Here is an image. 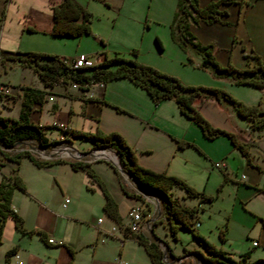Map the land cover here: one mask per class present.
Here are the masks:
<instances>
[{"label":"crops","instance_id":"obj_1","mask_svg":"<svg viewBox=\"0 0 264 264\" xmlns=\"http://www.w3.org/2000/svg\"><path fill=\"white\" fill-rule=\"evenodd\" d=\"M57 1L59 0H5L4 6L1 5L3 16L0 27V50H14L20 47L21 36L24 31L48 33L52 22V5ZM198 1L199 4H203L207 0ZM227 4L229 2L223 4L226 9L228 8ZM258 14L262 15V12L255 13L254 18H257ZM228 15L232 16L227 12L220 14L221 20L212 22L199 20L189 26L200 42L211 44L215 58L224 59L226 62L229 61L227 49L229 45L233 46V36L237 35L238 38L242 36V29L239 27L238 29L231 24V19L235 24L238 23L239 17L229 18ZM33 47L21 45L22 49ZM35 48L46 49L41 45H37ZM59 55L64 56L63 54ZM103 55L98 56V59L102 58ZM12 62L17 63L15 60H12ZM237 65L241 66V64ZM21 69L28 74V79H21L19 82L43 89L45 101L49 99L50 103L52 102L51 124L61 128L80 127L92 130L95 126H99L103 130L116 129L123 134L132 146L137 161L146 167L155 170L163 167L168 150L161 151L158 156L151 158L150 151L147 148H153L152 143L155 144L159 139L158 137L162 139L163 135L167 136L168 134L192 137L201 147L203 153L220 155L222 159L217 160L219 164L216 166L225 171L224 176L226 177H232L230 176L232 170L236 174V169H232V165L237 166L235 168L239 170V175L234 178V181H229L232 184L234 193L231 204L227 209L228 219L223 233L228 232V226L235 223L245 234H248L249 223L251 222L254 225L256 222L259 228L257 233L260 238L261 232L264 230V225L258 218L264 213V147L259 139L262 132L251 129L248 124L243 127L240 126L238 122L242 123L243 118L236 116L235 112L228 106L213 98L215 102H212L211 108H208V106L202 108L197 103H202L204 100L212 98V96L195 95L193 97L194 104L211 123L233 131L239 139L250 143L251 162L247 161L226 135L219 134L212 137L210 141L205 140L199 132L184 135L182 128L188 116L179 110L176 102L171 97L159 99L156 102L158 109L156 107L154 112H150L151 100L149 95L143 88L127 77L109 79L102 86L90 84L87 87H81L72 85L70 82L61 81L48 86L43 85L42 80L40 83L29 81L35 80L34 73H36L30 67L21 66ZM49 95L52 96L49 98ZM101 97L105 101L100 100ZM114 104L122 105L130 110L136 119L131 117L133 121L127 124L114 121ZM42 108L43 103L40 105L33 104L27 112L28 118L41 123L39 115ZM19 109L20 103L17 114ZM33 112L36 113L34 117L32 116ZM4 114L9 115L8 113ZM17 114L12 116H17ZM79 117H82L81 123ZM59 122H62L65 126H60ZM141 124L143 127L155 129V131H158L159 136L157 134H142L143 132L138 131V128L142 127ZM253 151H257L258 156L254 157ZM40 157L51 158L42 155ZM62 158V160L37 165L52 167V172L49 175L35 172L28 177L21 176L25 189L15 186L11 195V205L22 217L25 228L41 229L46 236H54L59 239V242H48L34 231L21 233L15 227L12 217L7 215L1 232L0 264H126V259L120 257L124 254L122 249L117 251L116 256V253L112 252V247L115 246V241L119 240L120 245H122L127 239H131L136 241L144 250L142 244L135 238L124 234L120 226L127 219V208L139 196L126 194L121 189L118 181L120 193L122 194L117 197L105 184L117 202L120 220L116 221L108 216L102 208L104 195L97 182L82 168L71 167L69 160L72 158ZM60 165L68 170L65 175L55 170ZM170 172L177 173L176 170H170ZM51 176L54 178V182L50 181ZM49 190L53 194L49 195ZM257 193L262 194L261 210L254 208L253 203L249 205L251 194ZM64 195L68 196V201L65 205H62ZM145 199L146 204L152 202L148 197ZM120 204L123 205V208ZM96 212H100V214L96 215ZM143 219L146 220L147 218ZM146 235L153 238L150 233ZM259 238L255 239L257 243ZM162 242L160 240V246ZM262 242H264V239ZM221 244L220 247L232 256L230 249ZM13 245L15 246L14 251L6 257L5 250ZM244 250L248 249H239L237 252ZM197 258L195 257L196 260ZM248 259L250 260L249 257Z\"/></svg>","mask_w":264,"mask_h":264},{"label":"rangeland","instance_id":"obj_2","mask_svg":"<svg viewBox=\"0 0 264 264\" xmlns=\"http://www.w3.org/2000/svg\"><path fill=\"white\" fill-rule=\"evenodd\" d=\"M78 1L84 5L91 14L88 31H84L79 35H58L53 34L50 31L48 33L41 31H24L21 36L20 47H17V49L41 50L63 54L67 57L79 53H88L93 58L101 56L102 54L105 56L117 54L123 57L134 58L140 62L156 67L161 71L175 75L184 84H202L224 88L232 96L241 100L243 103L247 105H255L258 109L264 111V84L256 85L251 82H237L228 74L212 72L209 68L198 64L199 55L197 53L191 49L183 47L175 39L172 34V19L176 8V0ZM4 2L5 0H0V27ZM227 7V12L230 15L232 14V16L228 15L229 18H232L233 16L239 17V22L236 24L231 19L232 26L242 29V36L239 38L237 35L233 36V46H228L227 51L229 61L238 67L252 65L255 60L253 54L256 53L264 65V0H248L245 3H242L240 7L238 6L237 1H232L227 4ZM258 12H262V15L258 14V17L254 18L255 13ZM21 45L34 47L22 49ZM37 45L46 47V49L35 48ZM3 52L5 51L0 50L1 83H8L12 86L22 85L19 81L21 79L27 80L28 74L22 71L19 64L12 62L11 58L4 56ZM216 60L220 64L226 63V60L224 59L219 60L216 58ZM116 62V60H112L108 63V66L113 67ZM237 64H241V66ZM34 74L35 80L29 81H37L40 83V77L37 73ZM113 78L118 77H110L107 80ZM43 85L45 84L43 83ZM140 87L147 92L144 87ZM185 90L188 91V89ZM20 91V89L13 88L6 94L1 93L0 113H8L9 115L17 114L20 100L19 95H17L16 92ZM147 94L151 100L149 111L154 112L156 107L158 109V105H156L157 101L153 100L148 92ZM213 98L214 97L206 99L202 103H197V105H200L202 108L207 106L208 108H211L212 102H215ZM45 100L44 97L42 100L43 108L41 109L39 120L41 121V124H51L52 102L50 103L49 99L47 101ZM226 106L235 112L236 116L243 118L242 123L238 122L240 123V126L243 127L248 124L251 129L257 131L260 130L262 132L259 139L264 147V127H251L250 119L248 117L239 114L232 106ZM114 110L115 113L113 114L115 117L113 120L118 123L127 124L133 121L131 117L135 118L132 112L122 105L114 104ZM198 110L204 117H206L199 108ZM35 115L36 113L33 112L32 116L34 117ZM227 117L230 119L228 115ZM187 118L188 119L184 122L182 128L184 135L199 132L205 140L210 141L212 139V137H207L203 134L201 128L196 122L190 117ZM79 120L81 123L82 117H79ZM207 120L210 122L208 118ZM95 127L101 129L99 126ZM78 129L82 128L78 127ZM138 131L141 133L143 132L142 134H157L159 136L158 131H155V129H149L148 127L142 126L141 128H138ZM45 133L49 138L64 137L58 142L39 144L45 145L47 148L72 145L78 150H85L91 145V140L89 138L69 135L62 131L61 127L58 126H45ZM186 137L188 136H175L172 134H168L167 136L163 135L162 139L158 137L159 139L155 144L151 142L152 145H154L153 148H147L150 151L151 158L158 156L159 152L167 149L168 152L165 156L166 160L163 162V167L159 170L182 177L194 188L202 190L208 196L201 197L200 195H187L184 189L177 185L171 187L172 195L176 196L180 201L186 204L197 205V217L193 222V226L200 234L213 242L216 246H220V244L223 243L221 245L228 247L233 257H237V251L239 249H248L250 252L248 256L250 260L264 256V242H262L264 239V230L261 232L259 238V234L257 233L259 228L256 222L254 225L251 224V222L249 223L250 227L248 234H245L238 225L232 223L228 226V232L224 234V237L226 238L223 240L220 238L218 234L219 228H222L223 232L225 231L226 220L228 219L227 209L231 204V199L234 193L232 184L229 181H234V178L239 175V170L235 168L237 166L232 165V169H236V174H234L232 170L230 175L232 176L231 178L224 176L225 171L213 164L214 160H221V156L216 154L207 155L203 153L201 147L192 137ZM24 140L26 141L23 143L20 142L15 146L2 148L7 154L21 148H26L35 156L40 157V152L28 144L38 142L33 138H25ZM104 148L114 154L116 160H114L115 158H113V160L118 162L117 152L111 147L104 146ZM252 153L254 154V157L259 154L257 151H253ZM59 156L70 158V156L66 154H61ZM109 159L96 157L88 160H91V165H93L94 170L100 175L104 183L115 196L119 197L122 194L120 193L121 191L118 186V181L119 183H122L126 189L140 193L139 198H135L131 205L139 206L143 218H147L146 226L139 231L146 234L150 233L154 240L159 244L160 240L166 242L174 254H181L179 257L184 264H207L201 257H199V263H197L193 255L194 252L188 251V249L191 248H199L204 251L201 243L192 234L191 230L179 226L173 234L170 230L167 218L162 215L161 204L159 205L158 210L154 199L135 188L133 182L124 172L114 169V164L111 161L112 158L110 156ZM51 168L52 167L37 166L27 157V155H22L18 161L8 159L2 155L0 150V177L1 175L12 176L15 171H17L20 177H28L35 172L49 175V173L52 172ZM55 170L63 175L68 172V170L62 165L56 167ZM170 170H176L177 173L170 172ZM50 181L54 182L52 176ZM50 188L52 189L51 186ZM48 193L49 195L53 194L51 190H49ZM146 197L151 199L152 202L150 204L145 203ZM250 197L249 205L253 203L254 208L261 210L262 194H251ZM120 206L123 208L122 204H120ZM97 214H100V212H96V215ZM150 225L152 226V232L149 231ZM258 238L259 242L253 245L252 239ZM115 243V246L112 247V252L114 251L117 256V251L122 249L124 254L120 257L126 259V264H150L145 251L136 243V241L127 239L122 245H120L119 240L115 241ZM161 246L164 247L163 242Z\"/></svg>","mask_w":264,"mask_h":264},{"label":"trees","instance_id":"obj_3","mask_svg":"<svg viewBox=\"0 0 264 264\" xmlns=\"http://www.w3.org/2000/svg\"><path fill=\"white\" fill-rule=\"evenodd\" d=\"M233 0H207L199 4L198 0H176V8L172 19V34L175 39L183 46L191 49L199 55L198 64L209 68L214 73H225L237 82H251L256 85L264 84V65L258 54L254 53L252 65L238 67L227 61L220 64L212 53V46L209 43L200 42L190 30L191 23L199 20L212 22L221 20L220 14L226 13L227 9L223 4ZM240 7L248 0H236ZM90 12L78 0H59L52 5V22L50 32L53 34L79 35L89 30ZM3 55L15 60L21 66H28L35 71L45 85H51L57 81H75L79 86L84 87L83 83H90L95 80L105 82L110 77H127L137 85L144 87L153 100L158 101L164 97H172L179 110L190 117L201 128L207 137L219 134L226 135L231 143L237 147L251 162L249 152V142L239 139L236 134L223 127L211 124L204 117L193 102L195 95L212 96L219 102L232 106L239 114L250 119V126L254 128L264 127V111L255 105H247L241 100L232 96L227 90L218 86H207L202 84H184L175 75L166 73L149 64L140 62L134 58L123 57L117 54L111 56L103 55L102 59L88 66L72 67L62 60V56L57 53L41 50H4ZM116 60V64L111 67L108 63ZM21 91L16 92L20 96V109L17 116L0 113V150L4 157L18 161L22 155L27 157L36 165H44L50 161L62 160L60 156L51 158H41L32 154L28 149L21 148L12 153H6L2 148L12 144L16 139L33 138L39 144L58 142L62 138H49L45 134V126H56L54 124H41L28 118L27 112L33 104L40 105L44 98V90L29 84L20 85ZM185 89H188L186 91ZM100 100L105 101L104 98ZM59 127V126H58ZM69 135L87 137L91 140L92 146H107L117 152L120 165L129 171L142 186L152 189L160 196L162 215H164L170 226L171 232L181 226L190 229L192 234L201 243L203 250L191 248L188 251L194 252L201 257L207 264H264V256L249 260V251L244 250L238 253L237 257L228 254L220 246L206 239L193 226L197 217V205H189L180 201L172 195L171 187L180 186L187 195L208 196L202 190L194 188L182 177L166 173L163 170H154L146 167L136 160L134 151L124 136L116 130L102 131L98 127L93 130H83L75 127L61 128ZM71 167L82 168L92 179H94L104 195L102 208L105 213L116 221L120 220L117 209V202L108 191L104 181L91 165V160L71 159ZM114 169L117 168L113 165ZM25 189L20 175L15 171L11 175H1L0 177V241L4 219L7 215L11 216L15 227L21 233L37 232L38 235L47 241L45 233L38 228H25L22 217L11 205V195L14 187ZM121 189L129 195L139 196L140 193L130 191L120 183ZM264 225V214L258 216ZM152 226L149 229L152 232ZM123 233L135 238L142 244L146 251L150 264H184L182 260L170 261L169 257L181 256L174 254L169 245L164 242L165 247L148 237L142 231L130 230L122 227ZM221 239L224 238L223 229L218 232ZM15 246L5 250V256L14 251ZM163 251L166 257H163Z\"/></svg>","mask_w":264,"mask_h":264},{"label":"water","instance_id":"obj_4","mask_svg":"<svg viewBox=\"0 0 264 264\" xmlns=\"http://www.w3.org/2000/svg\"><path fill=\"white\" fill-rule=\"evenodd\" d=\"M26 140L24 139H16L12 144L10 145H6L4 147H10V146H15L16 144L20 143V142H25ZM28 143V142H27ZM30 146H32L33 148H35L36 150H38L40 152V154L42 156H46V157H54V156H59L61 154H66L68 156H70V158L72 159H92V158H96V157H104L106 159H109V156H107L104 152V146H90L88 149L85 150H78L76 148H74L72 145H63V146H58L55 148H47L45 145H39V143H28ZM110 160V159H109ZM111 161L113 162L114 166L121 172H124L125 175L133 182L135 188H137L139 191H141L144 194H147L150 198H153L158 210H159V205L160 203V198L159 196L150 188L146 187V186H142L141 184H139L137 182V180L135 179V177L127 170H125L118 162H115L113 159H111ZM165 247V245H164ZM196 258L198 257L197 255L193 254ZM163 257H166L165 252L163 251ZM170 261H177L180 259V257L178 256H174V257H169ZM197 263H199V258H197Z\"/></svg>","mask_w":264,"mask_h":264},{"label":"built area","instance_id":"obj_5","mask_svg":"<svg viewBox=\"0 0 264 264\" xmlns=\"http://www.w3.org/2000/svg\"><path fill=\"white\" fill-rule=\"evenodd\" d=\"M96 56H97V54H96ZM101 59L102 58L98 59V57L93 58L88 53H79V54H75V55L69 56V57L62 56V60L65 63H68L72 67L92 65V64L96 63L97 61H99ZM70 83L72 85L78 86V83L75 82V81H71ZM103 83L104 82L102 80H95V81L90 82V83H83V86L87 87V85H90V84H97L99 86H102ZM12 87L21 90L20 85L12 86V85H10L8 83H1L0 82V98H1V93L6 94V93L10 92L13 89ZM51 96L52 95H49V98ZM59 125L60 126H65L62 122H59ZM213 164L214 165H218L219 162L216 160V161L213 162ZM67 201H68V196L64 195L63 196V200H62V205H65V203ZM126 215H127V219L120 224L121 227H123V226L126 227V221H134L136 223V230L135 231H138L141 228H143L144 226H146L147 219L144 220L142 218L141 210H140L139 206H129L127 208V210H126ZM46 239H47L48 242H59L58 238H55L54 236H51V235H48L46 237ZM252 243L253 244L257 243V240H255V239L252 240Z\"/></svg>","mask_w":264,"mask_h":264},{"label":"bare ground","instance_id":"obj_6","mask_svg":"<svg viewBox=\"0 0 264 264\" xmlns=\"http://www.w3.org/2000/svg\"><path fill=\"white\" fill-rule=\"evenodd\" d=\"M103 152L107 155L110 156L112 159L115 158L114 160H116V157L114 154H112L110 151H108V149L104 148ZM126 227L130 230H136V223L134 221H126Z\"/></svg>","mask_w":264,"mask_h":264}]
</instances>
